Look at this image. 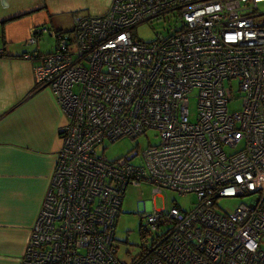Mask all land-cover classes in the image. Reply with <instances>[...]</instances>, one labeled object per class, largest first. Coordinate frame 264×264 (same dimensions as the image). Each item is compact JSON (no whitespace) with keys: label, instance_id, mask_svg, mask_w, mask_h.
Segmentation results:
<instances>
[{"label":"built area","instance_id":"1","mask_svg":"<svg viewBox=\"0 0 264 264\" xmlns=\"http://www.w3.org/2000/svg\"><path fill=\"white\" fill-rule=\"evenodd\" d=\"M166 16L179 26L132 35ZM54 36L36 82L66 124L19 264H120L115 222L124 190L141 184L194 202L149 207L139 219L158 234L132 264H264V0H111ZM148 130L157 145L94 152ZM236 197L251 201L229 214L216 204Z\"/></svg>","mask_w":264,"mask_h":264},{"label":"crops","instance_id":"2","mask_svg":"<svg viewBox=\"0 0 264 264\" xmlns=\"http://www.w3.org/2000/svg\"><path fill=\"white\" fill-rule=\"evenodd\" d=\"M110 2L0 0V264H19L66 124L50 89L36 82L41 66L36 55L52 54L54 35L71 36L77 18L99 17ZM34 29L38 32L30 44ZM44 33L54 43L40 53L37 45Z\"/></svg>","mask_w":264,"mask_h":264},{"label":"rangeland","instance_id":"3","mask_svg":"<svg viewBox=\"0 0 264 264\" xmlns=\"http://www.w3.org/2000/svg\"><path fill=\"white\" fill-rule=\"evenodd\" d=\"M261 7V6H260ZM179 26L178 21H174L169 16L165 17V20L153 21L149 24H143L132 32V35L141 42H148L153 39L157 34H165L173 27ZM48 33H44L40 41L38 42V52L44 53V51L50 50L53 46V37H48ZM31 47V46H28ZM71 50V49H70ZM235 93V90L232 92ZM232 99L239 103L237 96H232ZM190 113L193 115L194 107L192 101L190 102ZM237 106V104H236ZM231 105L229 108H234ZM158 144L157 133L148 130L143 136H139L133 140L129 138H121L113 143L106 142L107 146L104 150L100 147L94 148L95 154L103 156L107 160H113L122 157L127 152L138 149L139 151L147 146H155ZM165 197L167 206L176 204L183 210L190 209L191 204L194 202L192 196L179 197L175 193L164 192L159 197H152L150 194V187L141 184L140 187H127L124 190L122 201L120 205L119 215L115 222V230L113 233V249L115 251V259L120 264H132L138 257L140 249L148 247L151 244V239L155 234L147 231L143 228L141 218L146 212H149L144 207L149 205L155 209H161L164 204L163 198ZM250 197H239L230 199H220L216 203L220 210L224 213H232L234 209L240 205H248L250 203ZM173 202V203H172ZM146 233H143L145 232Z\"/></svg>","mask_w":264,"mask_h":264},{"label":"clouds","instance_id":"4","mask_svg":"<svg viewBox=\"0 0 264 264\" xmlns=\"http://www.w3.org/2000/svg\"><path fill=\"white\" fill-rule=\"evenodd\" d=\"M119 215V214H118Z\"/></svg>","mask_w":264,"mask_h":264}]
</instances>
